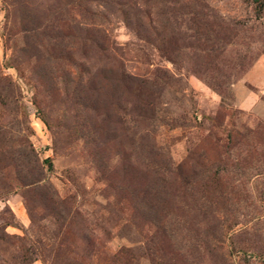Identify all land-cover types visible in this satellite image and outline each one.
<instances>
[{"label":"rangeland","instance_id":"obj_1","mask_svg":"<svg viewBox=\"0 0 264 264\" xmlns=\"http://www.w3.org/2000/svg\"><path fill=\"white\" fill-rule=\"evenodd\" d=\"M0 264H264V0H0Z\"/></svg>","mask_w":264,"mask_h":264}]
</instances>
